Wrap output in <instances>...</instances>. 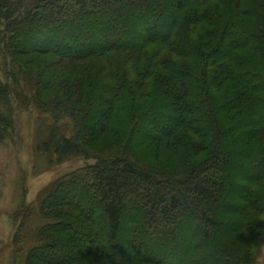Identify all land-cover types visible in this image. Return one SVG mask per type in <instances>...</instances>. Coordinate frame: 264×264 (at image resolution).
<instances>
[{"label": "trees", "instance_id": "obj_1", "mask_svg": "<svg viewBox=\"0 0 264 264\" xmlns=\"http://www.w3.org/2000/svg\"><path fill=\"white\" fill-rule=\"evenodd\" d=\"M0 50V140L17 94L51 161L96 158L41 191L23 264L257 262L264 0H0Z\"/></svg>", "mask_w": 264, "mask_h": 264}, {"label": "rangeland", "instance_id": "obj_2", "mask_svg": "<svg viewBox=\"0 0 264 264\" xmlns=\"http://www.w3.org/2000/svg\"><path fill=\"white\" fill-rule=\"evenodd\" d=\"M5 62L0 50L1 75L15 86L7 77ZM23 104L22 96H13L15 128L0 140V264H23V259L17 257L19 245L15 236L24 220L21 247L26 251L34 243L35 232L42 223L38 212L41 191L58 177L96 161L95 157L82 156L63 163L51 161L39 146L47 136L52 117L32 104ZM19 211H26L27 217L16 218ZM255 264H264V245Z\"/></svg>", "mask_w": 264, "mask_h": 264}]
</instances>
